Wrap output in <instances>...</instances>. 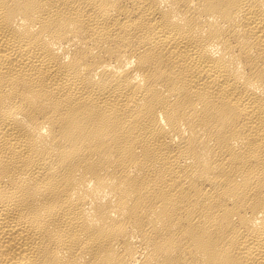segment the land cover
<instances>
[{"label": "bare ground", "instance_id": "bare-ground-1", "mask_svg": "<svg viewBox=\"0 0 264 264\" xmlns=\"http://www.w3.org/2000/svg\"><path fill=\"white\" fill-rule=\"evenodd\" d=\"M0 264H264V0H0Z\"/></svg>", "mask_w": 264, "mask_h": 264}]
</instances>
